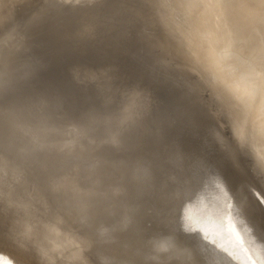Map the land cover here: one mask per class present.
Returning a JSON list of instances; mask_svg holds the SVG:
<instances>
[{
  "label": "bare ground",
  "instance_id": "6f19581e",
  "mask_svg": "<svg viewBox=\"0 0 264 264\" xmlns=\"http://www.w3.org/2000/svg\"><path fill=\"white\" fill-rule=\"evenodd\" d=\"M25 2H26V0H0V32H3V30L5 28L7 31L9 29V28L7 29V25H8V27H10V31H9L8 35L10 36L12 32L13 33L15 32L14 28L18 27L19 22H20L19 26H20L21 22L28 24L27 21L30 18L34 19L35 21L37 19V23H38V21L40 20V17L43 16V15L39 16L40 11L38 12V10L35 12H32L29 15L24 16L22 18H19L20 16H18V13L16 14V12L20 8H22L26 5ZM124 2H126V1L124 0ZM131 2H133V0ZM129 3H130V1H129ZM136 3H138V2H136ZM110 4H108L109 7H111ZM117 4H118V2H117ZM117 4H116V6L120 5V4H118V5ZM121 4H123V3H121ZM123 5H125V4H123ZM125 6L128 8L127 4ZM109 7H108V9H109ZM112 7H115V6H112ZM119 7H115V8H118V10L121 13L122 11L120 9L124 8V6L120 7V9H119ZM126 7H125V9H126ZM133 9H134V7H133ZM128 10L130 11V9H128ZM108 11L111 12L112 10H108ZM108 11H107V13H108ZM136 11H137V9H136ZM208 11L209 12L206 14H209L208 16H210V19H211L210 24H213V22H214L213 25H218V22H219V24L221 23V25H219L218 27H220L219 28L220 30L223 29V32H227V30L233 31V33L237 32V35H239V36L236 35L235 36L236 39H241L243 37H251V36L258 34L259 32H264V5L261 4V0H215L214 7L210 8V10L208 9ZM52 12H54V11H52ZM112 12L114 13V11H112ZM115 12H117V11H115ZM123 12H122V14L124 15ZM133 12H134V10H133ZM205 12H207V9L205 10ZM48 13L49 12H46V14H48ZM56 13H57L56 15L59 14V12H56ZM120 13H119V17L121 16ZM12 14H13V16H11ZM50 14L51 13H49V15ZM128 14L130 15L129 16L130 19H132L131 17L133 15L127 12V16H128ZM20 15H21V12H20ZM110 15L112 16V13ZM125 15H126V13H125ZM214 15H216L217 17L216 16L214 17ZM50 16H55V13H54V15L51 14ZM107 16H109V15L107 14ZM208 16H206L207 17L206 19H208L207 21H209ZM218 16H220V18ZM14 17H16L17 19L12 21V19ZM37 17L39 18V20ZM45 17H47V16H44V18ZM113 17L114 16H112V19H113ZM124 17H126V16H124ZM114 18H116V17H114ZM32 19H30L29 21H33ZM50 19H53V18H49V20L47 19V22L48 21L50 22ZM100 19H101V17H100ZM109 19H111V18H109ZM123 19H125V18H123ZM130 19H128V22H127L128 25L132 22L131 21L129 23ZM133 19L135 20V17ZM212 19H217V20L220 19L221 21H219V20L213 21ZM54 20H55V18H54ZM116 20H117V18H116ZM125 20H122V21H125ZM35 21H33L31 24H33ZM44 21H46V20H44ZM117 21H119V20H117ZM211 21H213V22H211ZM216 21H217V23H215ZM53 22L54 21H52V23ZM109 22H110V20H109ZM134 22L136 24L137 21L135 20ZM222 22H224L225 24L223 23L224 24L223 25ZM124 23H126V22H124ZM113 24L114 23H112V25ZM117 24H118V22H117ZM30 25L28 24L29 27L32 26L35 29V27L33 25H31V26ZM35 25H36V23H35ZM129 26H131V24ZM122 27H124V26H122ZM137 27H140V26L137 25ZM2 28H3V30H1ZM114 28H115V26H114ZM30 29H31L30 31H29V29L27 31L32 33V31L34 29L33 30H32V28H30ZM39 29H40V27H39ZM116 29H118V26ZM120 29H123V28H121V24H120ZM47 30H49V29H47ZM34 31L32 34H34ZM37 31L35 33H38ZM126 31H128V30H126ZM29 32H27V33H29ZM107 32H108V30H107ZM110 32H112V31H110ZM228 32H227V34L229 35L230 32L229 33ZM27 33H25V34H27ZM132 33H134V32H132ZM3 34H4V32H3ZM45 34H46V32H45ZM48 34L49 33H47V35ZM17 35L19 36L18 33H17ZM23 36H25L24 33L22 34V38H23ZM29 36L30 35L27 34L26 38ZM34 36H36V35H33V37ZM38 36H40V35H38ZM43 36L44 35H41L42 40L44 41ZM11 37H15V36L13 35ZM46 37L47 36H45L44 38H46ZM127 37H129V36H127ZM1 38H3V37L1 36ZM4 38H5V36H4ZM4 38L2 39L3 41H1V39H0V70L7 68L10 71L11 68L13 69V67L16 66V65L15 66L13 65L14 60L15 61L16 60L17 61L22 60V61H24L23 65H26L25 62H27V60H23L24 58L27 57L25 55L26 53L22 52L23 56H26V57H23V59H21V60L16 59L19 57L18 51L21 49L22 44H23L21 42V40H19L20 43H22L19 46L20 49L17 51V53H15L16 51L15 52L13 51V48L15 46L14 45L10 46L11 45L10 43L11 42L13 43V41L10 42L9 38L7 36L5 39ZM26 38H25V40H23V42L27 41ZM32 38H30V39H32ZM124 38H126V37H124ZM12 39L14 40V38H11V40ZM17 39L18 38H16L15 41ZM20 39H21V37H20ZM30 39H29V41L31 43L33 41V43H34V44H31V46L35 45L36 47L34 49L36 50L37 44L35 43V41L33 39H32V41ZM99 39H100V37H99ZM119 39H120L119 43H121V38H119ZM137 39H138V37H137ZM49 40L50 39H48V41ZM56 40H57V38H56ZM59 40H61V39H59ZM65 40H66V38H65ZM126 40H127V38H126ZM130 40H128L129 43H130ZM99 41L100 40H98V42ZM71 42H73V41H71ZM79 42L81 43L80 39H79ZM79 42L77 41V43H79ZM126 42H124V43H126ZM133 42H135V40ZM20 43H18L17 45H19ZM29 43L27 44V47H30V46H28ZM74 43H76V42H74ZM91 43H92V41H91ZM91 43H90V45H91ZM117 43H118V41H117ZM159 43L162 44L164 42L161 39H159ZM114 44H115V42H114ZM50 45H49V47H47L48 46V44H47L46 47L50 48L53 46V45L52 46H50ZM64 45H65V42H64ZM66 45H68V44H66ZM69 45L71 46V44H69ZM90 45L88 43V46H90ZM121 45H123V44H121ZM2 46H4V47H2ZM55 46L59 47L58 45H55ZM17 47H15V48H17ZM46 47L44 46L45 51H46V49H45ZM100 47H102V46H100ZM114 47H116V46H114ZM136 47H138V46H136ZM32 48H33V46H32ZM32 48H31V50H32ZM39 48H41V47H39ZM73 48H75V47H73ZM121 48H122V46H121ZM142 48H144V47H142ZM52 49H53V47H52ZM22 50H24V49H22ZM26 50H27V48H26ZM29 50L25 51V52H29V53H27V55L32 54V53H30ZM44 50H41V52ZM111 50L114 53L117 52L116 48H115L116 51H114L113 49H111ZM52 51L49 53L52 54ZM88 51H90V47H89ZM91 51H93V50L91 49ZM132 52H133V50H132ZM134 52L136 53V51H134ZM55 53H56V50H55ZM55 53L53 55H55ZM75 53H73V54H75ZM158 53H159V51H158ZM19 54H21V52ZM34 54L37 55L38 52L36 53V51H35ZM46 54H47V51H46ZM121 54L122 53H115V55L117 57L115 59V61H116L115 64L112 65V71L113 72L106 69V70H103L100 74H98L99 78L102 81H104V83L101 86L102 87L107 86L103 90L101 89L102 94L104 93L103 95L105 98L108 94V91H106L108 89V86L118 85L120 83H123V80L128 81V76L126 77L127 78L126 79L124 74H120L118 72V68L120 67V65L125 60L124 55L122 57ZM154 54L155 53L152 54L153 58L151 55L152 60L155 58L153 61L157 60L159 57V56L155 57ZM160 54H163V51ZM41 56H42V54H41ZM162 56H164V55H162ZM31 57H33V55H31ZM36 57H39V56H36ZM62 57H65V56H62ZM165 57L166 56H164L163 60H166ZM20 58H21V55H20ZM40 58L41 57H39V59ZM42 58H41V60L38 59L37 65H40L39 61H42ZM49 58H51L50 55H49ZM49 58L47 57V59H49ZM52 58H54V57H52ZM60 58H61V56H60ZM29 59H32V58H28V60ZM35 59L33 58V60H35ZM43 60H46V59H43ZM22 61H21V63H22ZM159 61H161V60H159ZM28 62H32V61L29 60ZM28 62H27V65H28ZM44 62H48V61H44ZM33 63H32V65H33ZM142 63H145V62H142ZM138 64H139V62H138ZM146 64H144V65H146L145 69L141 68L142 71L146 72V75H145L146 79H144V81H143L144 88L142 90H140V88L136 89L135 98L133 96L132 101L129 102V104H130L129 107L122 113L123 118H121L120 120H117L118 122H116V124L114 125L119 130V132L123 135L124 134L130 135V133L136 132L133 129V127L131 126V123H135L136 120L139 121L140 119H143L144 117H147L150 115V114L146 115L148 113V109L146 107L148 105V102L151 105L155 102V99L152 96L153 91H155L156 92L155 94L159 95V96H160V94L165 93L164 91H167L166 90L167 88L165 89V85L163 84V86H162V84L160 82H158V80L152 74V72L150 70L151 68L149 66V60L146 61ZM19 65L21 66L22 64H19ZM34 65H36V64L34 63ZM123 65L126 66L125 64H122V66ZM154 65L156 66L157 64H154V62H153L152 66H154ZM30 66H31V64H30ZM21 67L23 68L24 66H21ZM25 67H27V66H25ZM35 67H34V70L36 69ZM39 67H42V65L38 66V68ZM18 68H20V67L17 66V69ZM156 68L157 67H155V69ZM161 68H162V66H161ZM24 69H22L23 72H24ZM29 69L30 68L27 67V71H29ZM37 70H35V71H37ZM39 70H40V68H39ZM87 70L88 69H86V70L85 69H75L73 71V78L76 79V81H77L75 84L78 86V89L83 90L85 87L88 86L87 84L83 83L82 81L87 80L86 83L87 82L90 83L91 82L90 80H96L95 78H98V77H96L97 76L96 73H94L92 71H87ZM156 70L160 71V69H156ZM259 70H260V65L257 62V60L249 57L248 62L240 69V72H239L240 80L249 81V80L253 79V82L251 81L250 84L247 85V87L253 86L254 88H252V89H256V87H258V88L261 87L264 83V77L259 79V76H260ZM9 71H7V72L9 73ZM19 71L22 72L21 70H19ZM33 71H30V72L34 73ZM1 72H2V70H1ZM16 72L17 71H15V73ZM85 72H87V73H85ZM3 73H4V70H3ZM10 73H12V71ZM10 73H9V75H10ZM97 73H99V71H97ZM23 74H25V73H23ZM32 75H34V74H32ZM139 75H141V74H139ZM168 75L171 76V74H168ZM11 76L13 79V76L16 77V74H14V75L12 74ZM5 78H7V77H5ZM6 80H8V78ZM18 80H19V78H18ZM194 80H195V77H190V78L186 79L185 83H186V85L188 84L190 86V83ZM234 83H236V82H234ZM236 84L239 85V83H236ZM240 85H241V83H240ZM10 86H12V85H10ZM239 87H241V89L243 88L242 85ZM247 87L245 86L246 90H250V92H251V88L249 87L250 89L249 88L247 89ZM195 90H199V89H194V94H195ZM209 91H210V89H209ZM135 92H133V95ZM223 93H224V95L226 94V92H222V94ZM74 94L75 93H73V96H74ZM212 94H215V95H213L215 97V101L218 100L219 103L221 101L223 102V100L220 101V99L223 97L224 103H225V106L224 105L223 106L225 108L227 105V101H225L227 95L223 96L222 94L221 95L218 94V96L220 95V98H219L218 96H216V94H217L216 92L213 91V93L211 92V95ZM196 95H198V94H196ZM196 97H198V96H196ZM214 97L211 99L213 100ZM170 98L174 101L178 97L177 98L169 97L168 102H169ZM205 99L207 101L206 97H205ZM202 100H203V98H201V101ZM165 103H167L166 100L163 101V104H165ZM206 103H208V102H205V104ZM205 104H204V106H206ZM216 104H217V102H216ZM220 104H222V103H220ZM213 107L214 106H212L211 109H213ZM219 107H221V106H219ZM205 108L207 110V106ZM217 108H218V105H217ZM237 108H239V107H237ZM219 109H217V110H219ZM169 110H170V108H169ZM221 110L224 112L223 114H221V112H220ZM220 111L218 114H221L220 116L222 118L223 116H225V111L223 108H221ZM206 112H208V111H206ZM226 112H227V109H226ZM229 113H231L230 116H232V110ZM233 113H235V112H233ZM203 115L205 116V114H203ZM235 115H233V116H235ZM233 116H232V118H233ZM251 117H250V120H252ZM240 118L237 116V118H235V120L240 119ZM248 118H249V116H248ZM213 119H214V117H213ZM217 119H218V117L216 118V120ZM224 119L227 120L226 117L222 118L221 120H224ZM233 119H232V122H233V125L235 127V124H237V122H239V121L236 120L235 124H234ZM217 122H219V119L217 120ZM229 122H231V120ZM31 123L32 124H27L26 122L25 123L22 122L19 127H15V128H13L12 125L8 124L7 122L3 123L0 126L1 127L0 128V264H158L160 262L157 261V259L161 255L166 256V258L170 259V260L173 257V260H174L173 263H169V264H264V198H263L264 196H261L260 191H259L260 193L258 192V190H257L258 188H256L257 185L252 190L248 189L247 187H246L247 189L244 188V186H246V185H244V186H242V185L245 183H243L241 186H236L233 188L231 178L233 177L234 173H233L232 169H230V167L228 168L226 166L227 176H225L220 171V167L217 166V164L214 165L213 167H212V165L209 164V166H211L212 168L210 167L211 168L210 173H209V171H208L207 175L205 173L206 177H204V178H206V181H205L206 183H203L204 185L202 184L203 187H201V189H199V191L195 190L197 193L194 194L191 198H189L188 200H186L187 198H185L186 201L183 204V206L181 207V211L179 210L180 211V224H181V226L179 228L182 227L185 232H189V234H192L194 236V238H198L204 244L208 245L207 247L209 249L207 247L206 248L209 250V253H208V255L205 254L206 255V257H205L206 261L204 260V262H199V260H197V259L192 260L193 259V258L191 259L192 256H190L188 251H187V250H189L187 248V246L191 250V247L193 245V244L191 245L189 243V241H187V240L185 241V242L189 243L186 246V248H187V250H186V249H184L185 245H183L185 242L184 243L182 242V244L179 243L178 241H176V239H175L176 237H174V238L171 237L168 239L165 238L166 240L164 238L157 240L155 232L151 234V233H148L150 231H148V232L145 231L144 230V229H146L145 225H144L145 228L143 229L142 224H144V221L141 225H140V221H139V224H137L138 221H136V220L132 221V220H134L132 218H135L134 217L136 214L135 211H138L137 209H139V207H141V203L143 204L144 200L142 201L140 199L142 192H145V191L148 192V190H146V187L145 188L144 187L143 188L138 187L139 184L137 182V184H138V185L136 184L137 185V191L133 195L134 198H131V201L128 204L125 215H124V217H122V222H121L119 219L116 218L117 210H114L115 208L113 206L115 203L110 202V200L109 201L107 200L108 197H110L111 195H113L115 192L118 191L117 190L118 187L116 185H112V184L111 185L110 184H108V185L103 184V185L96 186V185H91L90 180H87V181L82 180V173L85 171V169H92L90 166V163H92L93 165L98 164L97 163L98 162L97 159L99 158L98 153L103 154V152H101V151H103L102 148H105V146H101V144L97 143L96 139H93L90 136L81 135L79 129L76 127L78 125L75 123L67 122L66 124H64L60 127H47V126H44V125L39 124V123H34V122H31ZM206 123H207V121H206ZM211 123H213L212 120H211ZM221 123L224 124L223 121ZM251 123H252V121H251ZM244 125H247L246 128L251 127L250 123H249V125L248 124H244ZM224 127H225V124H224ZM240 127L242 128V125ZM243 128H244V126H243ZM243 128L240 129V133L242 132L241 136H238V138H237L238 142H240V143H241V141L243 142V140H244V142L242 143V145L244 144V146H242L240 144L241 148H243L242 152L245 153L246 150L249 149V145H246V144H250V146H251V143H250L251 138H252V143L255 144V142H256L257 146L259 144V148H260L261 145H260V143H258V141H256V139L253 138V133L251 134V132L249 131L250 134L248 133V135H250V139L247 140L245 138V135L243 134V131H242ZM253 128H254V125H253ZM232 129H233V126H232L231 130ZM254 130H255V128H254ZM238 131L239 130H237V132H235L236 135H237V133H239ZM245 131H246V133L248 132V130H244V132ZM5 132H9V133H5ZM242 136H244V138H242ZM235 137H237V136H235ZM239 137H241L242 140ZM188 138H189V136H188ZM257 138H259V137L257 136ZM245 139L249 143L246 142ZM185 141H186V139H185ZM89 142L93 143V145L91 147H89V145H88ZM130 142H131L129 144L130 146L126 145V146H123L121 148L124 150L118 149V150H115L114 152L115 153H123L124 155H126L128 157H132L136 161H138L141 165H143L145 168H147L149 170L151 169L152 171H154V169H156L155 167H149L146 165L147 163L146 164L144 163V161H145L144 156H145V152L147 150H145V151L142 150L141 153L139 151L140 147L142 146V144L140 143V135H138V137H136V135H133V137H131ZM176 145L177 146H175V149L178 147V141H177ZM234 146H235V148H237L236 143L234 144ZM240 146L238 149H240ZM255 146H251L252 147L251 150L253 149V152H255L254 153L255 155L252 153L251 150H250V152L252 153V155H254V157L256 155L259 156L258 160L260 161V164H261L262 163L261 161L264 162V158L262 157L264 155V152H263L264 150L260 152L259 151L260 149L255 147ZM263 146H264V143H263ZM262 148H264V147H261V150H262ZM256 149H258V150H256ZM96 150L98 152H96ZM248 151H247V153H249ZM256 151L259 154H256ZM262 152H263V155H262ZM178 153L185 154L184 152H181V151ZM178 153H177V156H178ZM260 154H261V156H260ZM252 155L250 157V161H252V163H255V164L258 162V164H259V161L256 158H254V159H256V162H254L255 160L254 161L251 160V158L253 157ZM249 156L247 155L246 158L249 159L248 158ZM258 156H256V157H258ZM179 158L180 157H178V159ZM239 159L240 158H238V159L236 158L235 161H236V164L239 165L241 170H245V168L248 169V167L245 165L247 164V161H249V160L245 159L246 164L244 165L245 168H243L242 164H244L245 161H244V163H239L238 162ZM146 160H148V159H146ZM182 161H184V160H182ZM239 161H243V159L241 158ZM158 163L159 164L157 165V167H160L162 162L159 161ZM215 163H217V162H215ZM248 164H250V162H248ZM254 165H252V167ZM259 165H257V164L255 165L256 166L255 167L256 173H257V166H259ZM263 165H264V163H263ZM261 166H262V164L259 167H261ZM204 167H206V165ZM223 167H224V165H223ZM262 167H264V166H262ZM251 169L254 170V168L250 167L249 171ZM259 170H260V168H258V171ZM145 171H146V169H145ZM145 171H143L141 169V167L134 162H133V164L132 163L129 164L128 174L130 173V174L134 175L133 178H137L138 176H140L142 174L144 175ZM171 171H172V169H171ZM175 171H177V170H175ZM249 171H248V173H249ZM260 171H264V170L261 169ZM172 172H174V171H172ZM194 172H195V170H194ZM188 173H190V172H188ZM192 173H193V171H192ZM202 173H203V171H202ZM261 173H262V175H264L263 174L264 172H261ZM156 174L158 175V173H156ZM175 174H177V172ZM175 174L171 173V175H175ZM196 174L198 175L200 173H196ZM147 175L145 173V176H147ZM149 175H150V173H149ZM162 175H164V177L167 176L165 174H162ZM252 175H251V177H253ZM145 176H143V179H145L144 178ZM158 176H159V178L161 177L160 174ZM176 177H175V179H176ZM141 178H139V179H141ZM154 178H155V180L159 179V178L156 179L157 177H154ZM177 178H179V177H177ZM192 178H193V176H192ZM147 179H149V178H147ZM165 179L170 180L171 177H169V178L166 177ZM179 179L181 182V178H179ZM220 179L223 180L224 184L226 185V188H222V187L218 186ZM155 180L153 179V182ZM262 180H264V179L262 178ZM140 181L143 182L142 180H140ZM149 181H148V183H149ZM173 181H175V180H173ZM252 181L254 182L255 180H252ZM150 182H152V181H150ZM158 182H159V180H158ZM200 182H201V180H199V183ZM143 183H145V181ZM143 183H141V184H143ZM146 183H147V181H146ZM155 183L157 184V181ZM174 183H175L174 187H176V185H178L179 182L177 183L175 181ZM174 183L171 182V184H174ZM182 183H184V181ZM190 183L192 184L191 181H190ZM179 184H181V183H179ZM165 185H166V182H165ZM183 185H185V184H183ZM258 185H259V183H258ZM145 186H147L149 188V185H145ZM152 186H154V185H152ZM158 186H160L159 183H158ZM161 186L163 188V184H161ZM161 186L158 189H161ZM179 186H181V185H179ZM248 186H249V184H248ZM171 187H173V186H171ZM138 188H139V190H138ZM151 189L153 190L152 192H154L155 188L152 187V188H150V190ZM171 189L173 190L175 188H171ZM260 189L261 188H259V190ZM169 190H170V187L168 188V191ZM176 190H178V189H176ZM163 191H165V190L163 189L162 192ZM182 191L183 190L181 189V192ZM155 192L159 193L158 190H156ZM166 192H167V190H166ZM181 192L179 189V192H177V193L180 194ZM148 193H146V194H148ZM168 193L164 194V192H163L164 195H167ZM170 193H176V192L170 191ZM150 194L152 195L153 193H150ZM179 194H177V195L182 196ZM148 195H146V198H145V195L143 193V197L141 196V198H145V200H146ZM151 195H149V197ZM173 195L174 194H172L171 196H173ZM152 196H155V195L153 194ZM138 197H139V199H138ZM158 197H160V195ZM172 198L175 199L174 197H172ZM154 199L156 200L157 198H153V200ZM168 199H170V198H168ZM179 199H181V198H179ZM179 199H178V201H179ZM147 200L149 201V199H147ZM157 200H159V199H157ZM151 201H149V202H151ZM149 202H147V203H149ZM152 203L153 202H151V204ZM156 203H154V204H156ZM174 203H175V201H174ZM159 205H161V204H159ZM170 205H171V203H170ZM145 206H143V208ZM153 206H154L153 207V209H154L155 205H153ZM168 206H169V203H168ZM176 206H179V204ZM156 208H155V210H156ZM163 208H164V205L162 206L161 209H163ZM140 209H142V208H140ZM151 209H152V207H151ZM161 209L159 211H162ZM172 209H174V208H172ZM145 210H146V207H145ZM145 210H143V212ZM175 210H177V208ZM139 211H142V210H139ZM165 211L167 212V209ZM172 211L174 212V210H172ZM152 212H151V217H152V214L159 213V212H157V213H152ZM146 215L149 216L150 214H146ZM157 216H160V215H157ZM142 217H145V215L144 216L142 215ZM142 217L140 219H142ZM152 218L154 219V215ZM158 218H159L158 220H156V218H155V220H156L155 222H159V220L164 219V216H163V218L162 217H158ZM129 219H132L131 220L132 222ZM138 219H139V217H138ZM149 219L150 218H148V220ZM168 219L169 218L167 217V219H165V220H168ZM127 220L129 222H131L130 224L132 226L130 225V227H129V225H127L128 228H124L125 223L129 224V222H127ZM146 221H145V223H146ZM152 221H154V220H152ZM152 221H151V223H152ZM149 223H150V221H149ZM164 223L166 224L167 222L165 221ZM148 224H146L147 227H148ZM171 224H173V223H171ZM176 224L180 225V224H178V222ZM139 225L142 227L143 233L141 232L142 229H140L141 227H139ZM167 225H168V223H167ZM153 226H154V224H153ZM156 226H157V224H156ZM159 227H160V225H159ZM164 228L161 227V229H163L162 231H164ZM124 229H126V230H124ZM148 229L151 230L149 227H148ZM156 229H157L156 230V233H157L159 228L157 227ZM144 231L147 232L148 234H145ZM173 231L175 232V229ZM168 232L170 233L169 230H168ZM177 232H176V234L179 233V232L178 233ZM163 233L164 232H162V234L159 233V235L157 233V237L161 238L160 235H162V237H165L166 235L168 236V234L163 236ZM185 234L186 233H184V235ZM182 237H181V239H182ZM190 237H192V236L190 235ZM184 238H185V236H184ZM183 240H181V241H183ZM192 241H190V242L192 243ZM198 242H200V241H198ZM201 245L205 247V245H203V244H201ZM201 245H199V246H201ZM193 246H195V245H193ZM199 248H197V249H199ZM194 250L197 252L199 251L196 249H194ZM200 252H201V250H200ZM200 252H198V253H200ZM198 255L204 256V254H198ZM160 261H162V260H160Z\"/></svg>",
  "mask_w": 264,
  "mask_h": 264
},
{
  "label": "rangeland",
  "instance_id": "374dc122",
  "mask_svg": "<svg viewBox=\"0 0 264 264\" xmlns=\"http://www.w3.org/2000/svg\"><path fill=\"white\" fill-rule=\"evenodd\" d=\"M123 1V2H122ZM126 2H124V0H26V5L24 6V7H22V8H20L17 12H16V14L18 13V16H20L19 18H22V17H24V16H27V15H29L30 13H32V12H35V11H37L38 10V12L40 11V14H39V16H41V15H43V16H41L40 17V20H39V16L37 17L38 18V23H37V19H36V21L34 20V19H32V18H30V19H32L33 21H35L33 24H31L33 21H27L28 22V24L30 25H33L34 27H35V29L31 26V27H29L28 26V24L27 23H24V22H21V24H20V26H19V23H18V27H15L13 30L15 31L14 33L12 32L11 33V35L9 36L8 35V33H9V31H10V27H8V25H7V31H6V28L3 30V28L1 29V30H3V32H4V34H3V32H0V35L4 38V36H5V38H6V36L9 38V41L11 42V41H13V43L11 42L10 44V46H15V47H17V48H13V51L15 52V53H17V51L20 49V45L22 44V47H21V49L18 51V58H16V59H23V57H26V58H24L23 60H27V62L29 61V60H31L32 62H28V65H27V62H25V64L26 65H23L24 63V61H22V63H21V61H13V65L16 67H13V69L11 68V70L9 71L7 68H5V69H1L2 70V72H3V70H4V77H7L8 78V82H9V86L8 87H10V85H12V87L13 86H15L16 85V83H18L20 80H22L23 78H25V77H29V76H32V74H35L36 72H38L39 71V68H41V67H39L38 68V66H43L44 64H46L47 62H44V61H49V59L50 60H52V59H56L57 57L58 58H60V56L62 57V56H66L65 58H67L68 56L69 57H72V56H74L75 54H73V53H75V52H78V51H81V50H83L84 48L85 49H88L89 47H93V48H98V47H100V46H102V47H105V48H107V49H113L114 51H118V52H115V53H122L121 54V56L123 57V55H124V57L125 58H129L130 59V61L131 62H133V63H135V64H137L139 67H141V68H146V61L147 60H149V66H150V70H151V72H152V74L154 75V77L158 80V82H160L161 84H162V86H163V84L165 85V89L167 90V91H164L165 93H163L162 95H163V101H165L166 100V104H167V109H169L170 108V110H168L169 111V114H170V116H171V120H173V122H172V126H173V130H176L177 132H178V138L180 139V140H185L186 139V141L184 142V143H186L189 147H187V148H180L179 146L175 149V144H172V145H166L163 149H160V150H157V152L155 151L154 153H151V152H145V161H144V163L147 165V166H149V167H155L156 169H154V171H152L151 169L149 170V169H147V168H145L143 165V167L144 168H142V170L143 171H145V169H146V171L144 172V175L142 174V175H140V176H138L137 178H135V182H136V184H137V182H138V184H139V186L138 187H141V188H145L146 187V190H148V192H142V194H141V196L143 197V193H144V195H145V198H146V195H151L150 193H153L155 196H150L149 197V195H148V197H147V199H149V201H151V202H153L152 204H151V202H149L147 199V201L145 200V198H141V196H140V199L143 201V204L141 203V207H139V209H137L138 211H135V218H132V219H134V220H132V219H129L130 221L132 220V221H138V223L137 224H139V221H140V225L143 223V221H144V224H142V226H143V229L145 228L144 227V225L146 226V229H144L145 231H150V232H148V233H154L155 232V235H156V239L158 240V239H162V238H166V239H168V238H174V237H176L175 239H176V241H178L179 243H181L182 244V242L184 243L186 240L187 241H189V243L192 245H195V246H193L192 245V247H191V250H190V248L187 246V244H189V243H187V242H185L183 245H185V247H184V249H186L187 250V248L189 249V250H187L188 251V253H189V255L190 256H192L191 257V259L192 260H195V259H197V260H199V262H204V260L206 261V255L205 254H207L208 255V253H209V248L207 247L208 245H206V244H204L201 240H199L198 238H194V236L192 235V234H189V232H185L184 231V229L181 227V228H179L180 226H181V224H180V211H181V207L183 206V204L185 203V201L186 200H188L189 198H191L194 194H196L197 192L196 191H199V189H201V187H203V183H206L205 181H206V178H204V177H206V175H207V173H208V171H209V173H210V171H211V168L214 166V165H216L217 164V166H219L220 167V171L225 175V176H227V171H226V166L229 168L230 167V169H232V171H233V173H234V175H233V177L231 178V182H232V185H233V188L234 187H236V186H241L243 183H245V184H243L242 186H244V185H246V186H244V188H248V189H253L256 185L258 186H256V188H258L257 190H258V192L260 191L261 192V196H264V180H262V178L264 179V175H262V173L261 172H264V171H260L261 169L262 170H264L263 168L264 167H262V166H264L263 165V161H261L262 163V168L261 167H259L261 164H260V161L258 160V158H259V156L258 155H256V156H258V157H254V153L255 152H253V149L251 150V146H255V147H257V148H259V144H258V146H257V144H256V142H255V144H253L252 143V138H251V141H250V143H251V146H250V144H246V145H249V151L248 150H246V152L244 153V152H242L243 150V148H241V146H240V144L242 145V143L244 142V140H243V142L241 141V143L240 142H238V140H237V138H238V136H241V133H240V129H242L243 128V126H244V128H243V134L245 135V138L248 140V139H250V135H248V133L250 134V132H251V134L253 133V138L254 139H256V141H258V143H260V145H261V147H264L263 146V143H264V83H263V85L261 86V87H256V89H252V88H254L253 86H248L247 87V85H249L250 84V82L252 81L253 82V79L252 80H249V81H242V80H240V77H239V75L234 79V80H232V81H230L229 82V84H228V86H227V88H226V90L224 91V92H226V94L224 95V93L222 94V93H217L216 94V96H218V94H222L223 96H226V100L225 101H227V105H226V109H227V112H226V109L224 108V106H225V103H224V99H223V97L220 99V101L221 100H223V102L221 101L220 103H222V104H220L219 103V101L217 100V101H215V97L213 96V95H215V94H212L211 95V92L213 93V91L214 90H212V89H210V91H209V89L208 90H201V89H199V90H195V94H194V89L193 88H191L188 84L186 85V79L187 78H190V77H188V76H185V77H182L181 75H179V73H177V72H175V71H173L172 69H170V68H168L165 64H164V60H163V58H164V56H166L165 57V59H168V57H167V55H166V53L165 52H163V54H160V53H162V50H161V48H160V43H159V39H161L163 42H165L166 41V36H165V30H164V28H163V26H162V22L155 16V14H154V10L152 9V6L147 2V0H133V2H131L132 0H125ZM129 1H130V3H129ZM138 2V3H136V2ZM114 2V3H113ZM117 2H118V4H120V5H118L117 4ZM111 3V4H110ZM121 3H123V4H127L128 5V8L125 6V5H123V4H121ZM108 4H110L111 5V7H109L108 6ZM114 4V5H113ZM116 4L118 5V6H116ZM136 4V5H135ZM124 6V8H121L120 9V7H123ZM138 5V6H137ZM140 5V6H139ZM112 6H115V7H119V9L124 13V15L122 14V12L120 13V11L118 10V8H115V7H112ZM137 8H136V7ZM108 7H109V9H108ZM125 7H126V9H125ZM133 7H134V9H133ZM113 8V9H112ZM137 9V11H136V9ZM112 10V11H114V13L111 11H108V10ZM117 9V10H116ZM123 9V10H122ZM128 9H130V11L128 10ZM132 9V10H131ZM133 10H134V12H133ZM210 10V9H209ZM43 13H42V12ZM51 11V12H50ZM52 11H54V12H52ZM59 12V14L58 15H56L57 13L56 12ZM63 11V12H62ZM107 11H108V13H107ZM115 11H117V12H115ZM126 11V12H125ZM132 11V12H131ZM151 11V12H150ZM20 12H21V15H20ZM46 12H49V13H51L52 15H54V13H55V16H50L49 15V13L48 14H46ZM62 12V13H61ZM127 12L128 13H130V14H132L133 16L131 17L132 19H130V15L128 14V16H127ZM209 11H208V9H207V12L206 13H208ZM112 13V16H114V17H116L117 18V20H119V21H117L116 20V18H114L113 17V19H112V16L110 15V14ZM119 13H120V17H119ZM125 13H126V15H125ZM135 13V14H134ZM14 14V13H13ZM13 14L11 15V16H13ZM61 14V15H60ZM64 14V15H63ZM66 14V15H65ZM102 14V15H101ZM106 14V15H105ZM107 14L109 15V16H107ZM114 14V15H113ZM118 14V15H117ZM60 15V16H59ZM117 15V16H116ZM209 14H206V16H208ZM15 16V15H14ZM44 16H47V17H45L44 18ZM58 16V17H57ZM82 16V17H81ZM107 16V17H106ZM124 16H126V17H124ZM216 15H214V17H215ZM100 17H101V19H100ZM111 18V19H109V18ZM122 17V18H121ZM135 17V20L137 21L136 22V24H135V20L133 19ZM209 17V24H210V16H208ZM212 17V16H211ZM213 17V18H214ZM217 17V16H216ZM219 18H220V16H218ZM11 18V17H10ZM15 18V19H14ZM13 19H12V21L13 20H16L17 18L16 17H14ZM44 18V19H43ZM49 18H53V19H50V22L48 21L47 22V19L49 20ZM54 18H55V20H54ZM119 18V19H118ZM123 18H127L126 20L125 19H123ZM207 18V17H206ZM42 19V20H41ZM58 19V20H57ZM128 19H130V21H129V23L131 24V26H129L128 24H127V22H128ZM11 20V19H10ZM44 20H46V21H44ZM109 20H110V22H109ZM114 20V21H113ZM122 20H125V21H122ZM208 20V19H207ZM213 21L214 20H217V19H212ZM219 21H221L220 19H218ZM217 20V21H218ZM52 21H54L53 23H52ZM118 22V24H117V22ZM141 21V22H140ZM213 21H211V22H213ZM217 21L215 22V23H217ZM114 23L113 25H112V23ZM121 22V23H120ZM124 22H126V23H124ZM35 23H36V25H35ZM224 22H222V24H223ZM117 24V25H116ZM120 24H121V28H123V29H120ZM127 24V25H126ZM133 24V25H132ZM213 24H214V22H213ZM213 24H210V25H213ZM225 24V23H224ZM223 24V25H224ZM40 25V26H39ZM137 25L138 26H140V27H137ZM219 25H221V23L219 24V22H218V25H215V26H219ZM22 26V27H21ZM83 26V27H82ZM111 26V27H110ZM114 26H115V28H114ZM117 26H118V29H116L117 28ZM122 26H124V27H122ZM126 26V27H125ZM27 27V28H26ZM39 27H40V29H39ZM49 27V28H48ZM222 27V26H221ZM19 28V29H18ZM30 28H32V30L34 31V34H32L33 33V31H32V33L31 32H29L31 29ZM104 28V29H103ZM108 30V32H107V30ZM125 28V29H124ZM127 28V29H126ZM129 28V29H128ZM133 30H132V29ZM218 28H220V27H218ZM29 29V31H27ZM47 29H49V30H47ZM91 29V30H90ZM143 29V30H142ZM12 30V31H13ZM38 30V31H37ZM86 32H85V31ZM114 30V31H113ZM126 30H128V31H126ZM136 30V31H135ZM222 31H223V29H221ZM38 32V33H35V32ZM41 31V32H40ZM49 31V32H48ZM78 31V32H77ZM110 31H112V32H110ZM116 31V32H115ZM121 31V32H120ZM230 33H229V32ZM6 32V33H5ZM27 32H29V33H27ZM40 32V33H39ZM45 32H46V34H45ZM114 32V33H113ZM126 34H125V33ZM128 32V33H127ZM132 32H134V33H132ZM227 32L229 33V36L231 37V38H233V39H236L235 38V36L237 35V32L236 33H233V31H230V30H227ZM227 32H225V33H227ZM16 33V34H15ZM17 33L19 34V36L21 37V39H20V37L17 35ZM24 33V35L25 36H23V38H22V34ZM25 33H27L28 35H30L29 37H27L26 38V36H27V34H25ZM42 33V34H41ZM47 33H49L48 35H47ZM80 33V34H79ZM92 33V34H91ZM119 33V34H118ZM131 33V34H130ZM74 34V35H73ZM95 34V35H94ZM100 34V35H99ZM110 34V35H109ZM128 34V35H127ZM4 35V36H3ZM15 36L16 38H18L16 41H15V37H11V36ZM33 35H36V36H34L33 37ZM38 35H40V36H38ZM41 35H44L43 36V39H44V41L42 40V37H41ZM1 36H0V39H1V41H3L2 39L3 38H1ZM45 36H47L46 38H44ZM50 38H49V37ZM67 36V37H66ZM84 38H83V37ZM88 38H86V37ZM96 36V37H95ZM113 36V37H112ZM127 36H129V37H127ZM234 36V37H233ZM237 36H239V35H237ZM14 38V40L12 39L11 40V38ZM33 37V38H32ZM98 37V38H97ZM99 37H100V39H99ZM102 37V38H101ZM123 37V38H122ZM124 37H126L127 38V40H126V38H124ZM137 37H138V39H137ZM4 38V39H5ZM25 38H26V40L28 41H24L23 42V40H25ZM30 38H32L34 41H35V43L37 44V48H36V50L34 49L36 46L35 45H32L33 46V48H32V46H31V44H34L33 43V41H32V39H30ZM38 38V39H37ZM55 40H54V39ZM56 38H57V40H56ZM65 38H66V40H65ZM75 38V39H74ZM111 38V39H110ZM119 38H121V43H119L120 42V39ZM29 39L32 41V43L29 41ZM36 39V40H35ZM41 39V40H40ZM48 39H50L49 41H48ZM53 41H52V40ZM59 39H61V40H59ZM65 41H64V40ZM79 39H80V41H81V43L79 42ZM83 39V40H82ZM95 39V40H94ZM107 39V40H106ZM118 39V40H117ZM124 39V40H123ZM132 41H131V40ZM8 40V39H7ZM19 40H21V42L22 43H20V41ZM39 40V41H38ZM60 42H59V41ZM76 40V41H75ZM98 40H100L99 42H98ZM104 40V41H103ZM118 41V43H117V41ZM128 40H130V43L133 45H131L130 43H129V41ZM135 40V42H133ZM138 40V41H137ZM140 40V41H139ZM150 40V41H149ZM15 41V42H14ZM42 41V42H41ZM48 41V42H47ZM51 41V42H50ZM57 41V42H56ZM71 41H73V42H71ZM77 41L80 43H77ZM91 41H92V43H91ZM96 41V42H95ZM112 41V42H111ZM127 41V42H126ZM152 41V42H151ZM30 42V43H29ZM40 44H39V43ZM48 44V46H47V44ZM64 42H65V45H64ZM74 42H76V43H74ZM114 42H115V44H114ZM124 42H126V43H124ZM141 42V43H140ZM9 43V42H8ZM18 43H20L19 45H17ZM29 43V45L28 46H30V47H27V44ZM44 43V44H43ZM52 43V44H51ZM56 43V44H55ZM62 43V44H61ZM88 43H89V45H90V43H91V45L90 46H88ZM106 43V44H105ZM114 45H113V44ZM117 43V44H116ZM129 43V44H128ZM140 43V44H139ZM26 46H25V45ZM51 44V45H50ZM58 45L59 47H57V46H55V45ZM66 44H68V45H66ZM69 44H71V46L69 45ZM76 44V45H75ZM102 44V45H101ZM121 44H125L124 46L123 45H121ZM127 44V45H126ZM144 44V45H143ZM157 44V45H156ZM39 45V46H38ZM46 47H49V45L50 46H52L53 47V49H52V47H50V48H45L46 49V51H47V54H46V51L44 50V46ZM110 45V46H109ZM129 45V46H128ZM55 46V47H54ZM83 46V47H82ZM114 46H116V47H114ZM121 46H122V48H121ZM132 46V47H131ZM136 46H138V47H136ZM148 48H147V47ZM2 47H4V46H2ZM39 47H41V48H39ZM61 47V48H60ZM65 47V48H64ZM70 47V48H69ZM73 47H75V48H73ZM80 47V48H79ZM102 47H100V48H102ZM134 47V48H133ZM142 47H144V48H142ZM26 48H27V50H26ZM30 50H29V49ZM31 48H32V50H31ZM58 48V49H57ZM115 48H116V50H115ZM140 48V49H139ZM22 49H24V50H22ZM79 49V50H78ZM22 50V51H21ZM30 51V53H32V54H28L27 55V53H29V52H25V51ZM39 50V51H38ZM41 50H44V51H42L41 52ZM50 50V51H49ZM53 50V51H52ZM55 50H56V53H55ZM78 50V51H77ZM93 51L95 50V49H92ZM132 50H133V52H132ZM156 52H155V51ZM32 51V52H31ZM35 51H36V53L38 52V54L36 55V54H34L35 53ZM52 51V54L51 53H49V52H51ZM59 51V52H58ZM74 51V52H73ZM88 51V50H87ZM93 51H91V48H90V51H88V53H93ZM134 51H136V53L134 52ZM152 51V52H151ZM158 51H159V53H158ZM228 51L230 52L231 51V49H228ZM21 52V54H19ZM22 52L23 53H26L25 55L26 56H23V54H22ZM55 53V55H53L54 53ZM67 54H66V53ZM45 53V54H44ZM65 53V54H64ZM153 53H155L154 55H155V57H158V59L159 60H161V61H159L158 59L157 60H155V61H153L152 59H151V55ZM41 54H42V56H41ZM50 55V57L51 58H49V55ZM61 54V55H60ZM146 54V55H145ZM151 54V55H150ZM20 55H21V58H20ZM31 55H33V57H31ZM35 55V56H34ZM45 55V56H44ZM48 55V56H47ZM52 55V56H51ZM60 55V56H59ZM120 55V54H119ZM162 55H164V56H162ZM36 56H39V57H43L42 58V61H39V64L40 65H37V62H38V59H39V57H36ZM143 56V57H142ZM161 56V57H160ZM47 57L49 58V59H47ZM52 57H54V58H52ZM56 57V58H55ZM68 57V58H69ZM28 58H32V59H29L28 60ZM33 58L36 60H33ZM41 58L39 59V60H41ZM152 58H153V55H152ZM43 59H46V60H43ZM128 59V60H129ZM138 60V61H137ZM144 60V61H143ZM160 63H159V62ZM19 62V63H18ZM36 64V65H34V63ZM41 62V63H40ZM138 62H139V64H138ZM142 62H145V63H142ZM153 62H154V64H157L156 66L154 65V66H152L153 65ZM32 63H33V65H32ZM142 63V64H141ZM163 63V64H162ZM18 64V65H17ZM19 64H22L21 66H24L23 68L19 65ZM30 64H31V66H30ZM144 64H146V65H144ZM159 64V65H158ZM142 65V66H141ZM17 66L18 67H20V68H18L17 69ZM25 66H27L28 68H30L29 69V71H27V67H25ZM36 66V67H35ZM160 66V67H159ZM161 66H162V68H161ZM34 67L36 68L35 70H37V71H35L34 70ZM155 67H157L156 69H160V71H157L156 69H155ZM15 68V69H14ZM25 68V69H24ZM168 68V69H167ZM7 69V70H6ZM22 69H24V72L22 71ZM34 71H33V70ZM1 70H0V72H1ZM19 70H21L23 73H25V74H23L22 72H20ZM164 70V71H163ZM7 71H9V73L12 71V73H10V75H9V73L7 72ZM14 71V72H13ZM15 71H17L16 73H15ZM30 71H33L34 73H32V72H30ZM7 72V73H6ZM145 72V71H144ZM160 72V73H159ZM18 73V74H17ZM23 75H22V74ZM31 73V74H30ZM146 73V72H145ZM174 73V74H173ZM14 75V74H16V77L15 76H13V79L16 81H14L13 79H12V76L11 75ZM29 74V75H28ZM168 74H171V76L170 75H168ZM8 75V76H7ZM21 75V76H20ZM168 75V76H167ZM11 76V77H10ZM261 76V75H260ZM259 76V79L260 78H263L262 76L260 77ZM23 77V78H22ZM178 77V78H177ZM182 77V78H181ZM7 78H5V79H7ZM18 78H19V80H18ZM177 78V79H176ZM184 78V79H183ZM238 78V79H237ZM12 79V80H11ZM179 79V80H178ZM11 82H10V81ZM177 80V81H176ZM255 80V79H254ZM13 81V82H12ZM168 81V82H167ZM15 82V83H14ZM178 82V83H177ZM191 82V81H190ZM234 82H236V83H239V85L238 84H236V83H234ZM245 82V83H244ZM14 83V84H13ZM240 83H241V85H242V89H241V87H239V86H241L240 85ZM245 86L247 87V89L250 87L251 88V92H250V90H246V88H245ZM245 88V89H244ZM249 88V89H250ZM8 90H10V89H8ZM7 90V91H8ZM253 90V91H252ZM255 90V91H254ZM198 92V93H197ZM215 92V91H214ZM253 92V93H252ZM206 93V94H205ZM196 94H198V95H196ZM201 95V96H200ZM206 95V96H205ZM220 95L218 96L219 98H220ZM196 96H198V97H196ZM169 97H172V98H177L176 100H172L171 98L169 99V102H168V98ZM203 98V100L201 101V98ZM205 97L207 98V101H206V99H205ZM214 97V99L212 100L211 98H213ZM183 98V99H182ZM181 99V100H180ZM200 99V100H199ZM211 99V100H210ZM229 101H228V100ZM201 101V102H200ZM262 101V102H261ZM205 102H208V103H206L205 104ZM216 102H217V104H216ZM230 102V103H229ZM170 103V104H169ZM211 103V104H210ZM213 103V104H212ZM224 103V104H223ZM177 104V105H176ZM204 104L207 106V110H206V106H204ZM220 104V105H219ZM230 104V105H229ZM217 105H218V108H217ZM224 105V106H223ZM232 105V106H231ZM170 106V107H169ZM211 106V107H210ZM212 106H214L213 107V109H211L212 108ZM219 106H221V107H219ZM174 107V108H173ZM229 107V108H228ZM237 107H239V108H237ZM204 108V109H203ZM221 108H223L224 109V111H225V116H223L222 118H224V117H226L227 118V120H221L222 118H221V114H223L224 112L221 110L220 111V109ZM233 108V109H232ZM217 109H219V110H217ZM241 109V110H240ZM174 110V111H173ZM215 110V111H214ZM231 110H232V116L233 115H235V116H233V118H232V116H230V114L231 113H229V112H231ZM235 110V111H234ZM237 110V111H236ZM206 111H208V112H206ZM213 111V112H212ZM219 111L221 112V114H218L219 113ZM233 112H235V113H233ZM237 112V113H236ZM239 113V114H238ZM203 114H205V116L203 115ZM238 114V115H237ZM241 114V115H240ZM215 115V116H214ZM240 115V116H239ZM211 116V117H210ZM237 116L240 118V119H236V120H238L239 122H237V124H235V118H237ZM248 116H249V118H248ZM252 116V117H251ZM213 117H214V119L216 120V118L218 117V119H219V122H217V120L215 121L214 119H213ZM247 117V118H246ZM250 117L252 118V120H250ZM234 120V124H235V127H234V125H233V122H232V119ZM243 118V119H242ZM213 121V123H211V120ZM242 119V120H241ZM231 120V122H229ZM206 121H207V123H206ZM224 122V124H225V127H224V124H222L221 122ZM226 121V122H225ZM228 121V122H227ZM251 121H252V123H251ZM246 122V123H245ZM209 123V124H208ZM211 123V124H210ZM228 125H227V124ZM241 123V124H240ZM248 124L249 125V123L251 124V127H247L246 128V126L247 125H244V124ZM208 124V125H207ZM221 124V125H220ZM240 124V125H239ZM127 125V124H126ZM125 125V126H126ZM233 126V129L231 130V128H232V126ZM242 125V128L240 127ZM253 125H254V128H255V130H254V128H253ZM181 127V128H180ZM224 127V128H223ZM229 127V128H228ZM246 128V129H245ZM230 129V130H229ZM235 129V130H234ZM239 130L238 132L239 133H237V135L235 134V132H237V130ZM179 130V131H178ZM244 130H248V132L246 133V131L244 132ZM253 132H252V131ZM250 131V132H249ZM234 132V133H233ZM173 133H174V131H173ZM183 133V134H182ZM235 134V135H234ZM240 134V135H239ZM248 136H247V135ZM174 135H175V133H174ZM189 136V138H188V136ZM187 136V137H186ZM235 136H237V137H235ZM252 136V135H251ZM257 136L259 137V138H257ZM232 137V138H231ZM240 139H241V137H239ZM242 138H244V136H242ZM245 139V140H246ZM260 139V140H259ZM242 140V139H241ZM246 140V142H248ZM240 141V140H239ZM212 142V143H211ZM238 142V143H237ZM236 143V145H237V148H235V146H234V144ZM249 143V142H248ZM234 146V147H233ZM239 146H240V149H238L239 148ZM242 146H244V144L242 145ZM248 147V146H247ZM261 147L259 148L260 150V152L261 151H263L264 150V148H262V150H261ZM166 149V150H165ZM250 150L252 151V153L254 154V155H252V153L250 152ZM256 150H258V149H256ZM184 152L185 154H183V155H178L177 156V153L178 152ZM247 151L249 152V153H247ZM255 151V150H254ZM258 151V152H259ZM264 152V151H263ZM263 152H262V155H263ZM247 153V154H246ZM256 154H259V153H257V151H256ZM249 156L248 158L249 159H247L246 158V156ZM251 155L253 156L252 158H251V160H255L254 162H256V159L259 161V164H258V162L256 163L257 165H259V166H257V173H256V164L255 163H252V161H250V157H251ZM173 156L174 157H176V158H173ZM260 156H261V154H260ZM178 157H180L179 159H178ZM185 157V158H184ZM263 158H264V155L262 156ZM236 158L238 159V158H242L243 159V161H239L238 160V162L239 163H244V161H245V159L246 160H249V161H247V164H248V162H250V164H246V161H245V163L244 164H242V166H243V168H245L244 167V165L245 166H247L248 167V169L247 168H245V170H241V168L239 167V165L238 164H236ZM254 158H256V159H254ZM146 159H148V160H146ZM153 160V161H152ZM164 160V161H163ZM180 160V161H179ZM182 160H184V161H182ZM262 160V159H261ZM159 161H161L162 162V164L160 165V167H157V165L159 164L158 162ZM182 162V163H181ZM208 162V163H207ZM212 162V163H211ZM214 162V163H213ZM215 162H217V163H215ZM252 163V164H251ZM202 164V165H201ZM209 164L210 165H212V167L211 166H209ZM255 164V165H254ZM166 165V166H165ZM201 165V166H200ZM206 165V167H204ZM223 165H224V167H223ZM241 165V164H240ZM252 165H254L253 167H252ZM174 167V168H173ZM211 167V168H210ZM250 167L251 168H254V170L253 169H251L250 171H249V169H250ZM176 168V169H175ZM205 168V169H204ZM258 168H260V170L258 171ZM171 169H172V171H174V172H172L171 171ZM177 170V171H175V170ZM201 169V170H200ZM194 170H195V172H194ZM247 170V171H246ZM152 171V172H151ZM192 171H193V173H192ZM198 171V172H197ZM202 171H203V173H202ZM248 171H249V173H248ZM150 173V175H149V173ZM177 172V174H175ZM184 172V173H183ZM188 172H190V173H188ZM145 173H146V175L147 176H145ZM153 173V174H152ZM156 173H158V175L160 174L161 175V177L159 178V176L156 174ZM171 173L173 174H175L177 177H179V178H181V182H180V179L179 178H177L175 175H171ZM196 173H200V174H196ZM205 173H206V175H205ZM251 173V174H250ZM259 173V174H258ZM152 174V175H151ZM155 174V175H154ZM162 174H165V175H167V176H165L164 177V175H162ZM171 176H170V175ZM180 174V175H179ZM191 174V175H190ZM253 174V175H252ZM257 174V175H256ZM264 174V173H263ZM189 175V176H188ZM195 175V176H194ZM197 175V176H196ZM251 175L253 176V177H251ZM143 176H145L144 178L145 179H143ZM149 176V177H148ZM185 176V177H184ZM192 176H193V178H192ZM223 176V175H222ZM224 176V177H225ZM142 177V178H141ZM152 179H151V178ZM154 177H157L156 179H158L159 180V182H158V180H155V178ZM169 178V177H171V179L169 180H166L165 178ZM175 177H176V179H175ZM188 177V178H187ZM139 178H141V179H139ZM147 178H149V179H147ZM255 178V179H254ZM139 179V180H138ZM147 179V180H146ZM153 179L155 180L154 182H153ZM162 179V180H161ZM183 179V180H182ZM185 179V180H184ZM188 179V180H187ZM204 181H203V180ZM255 180L254 182L252 181V180ZM140 180H142L143 182L145 181V183H143V182H141ZM152 181V182H150V181ZM161 180V181H160ZM165 180V181H164ZM173 180H175L177 183L179 182V183H181V184H179L178 183V185H176V187H174L175 186V181H173ZM193 180V181H192ZM199 180H201V182L199 183ZM257 180V181H256ZM141 183H143V184H141ZM146 181H147V183H148V181H149V183L147 184L146 183ZM157 181V184L155 183ZM170 183H169V182ZM184 181V183H182ZM190 181L192 182V184L190 183ZM165 182H166V185H165ZM171 182L172 183H174V184H171ZM190 184H188V183ZM257 182V183H256ZM261 182V183H260ZM158 183L160 184V186H161V184H163V188H162V186H161V189H158V188H160V186H158ZM223 183V184H222ZM251 183V184H250ZM255 183V184H254ZM258 183H259V185H258ZM137 184V185H138ZM168 184V185H167ZM183 184H185V185H183ZM189 186H188V185ZM203 184V185H202ZM248 184H249V186H248ZM254 184V185H253ZM136 185V186H137ZM141 185V186H140ZM145 185H149V188L147 187V186H145ZM152 185H154V186H152L153 188H155L156 190H158V192L160 193H157V192H155L156 190L154 189V192H152L153 190L151 189L150 190V188H152L151 186ZM156 185V186H155ZM173 186V187H171V186ZM179 185H181V186H179ZM193 185V186H192ZM197 187H195V186ZM263 185V186H262ZM188 186V187H187ZM219 187H222V188H226V185L224 184V182H223V180L222 179H220L219 180V185H218ZM252 186V187H251ZM262 186V187H261ZM170 187V190L168 191V188ZM178 187V188H177ZM180 187V188H179ZM194 187V188H193ZM171 188H175V189H171ZM246 188V189H247ZM259 188H261L260 190H259ZM165 190V191H163L164 192V194L165 193H168L167 195H164L163 194V192H162V190ZM176 189H178V190H176ZM179 189H180V192H181V189L183 190L180 194L179 193H177V192H179ZM185 189V190H184ZM138 190H139V188H138ZM161 190V191H160ZM166 190H167V192H166ZM189 190V191H188ZM196 190V191H195ZM262 190V191H261ZM170 191H172V192H176V193H170ZM185 191V192H184ZM195 191V192H194ZM259 192V193H260ZM146 193H148V194H146ZM186 195H185V194ZM170 194V195H169ZM172 194H174L173 196H171ZM176 194V195H175ZM177 194H179V195H182V196H178ZM184 194V195H183ZM160 195V197H158ZM169 195V196H168ZM157 196V197H156ZM163 196V197H162ZM152 197V198H151ZM170 198V199H168V198ZM172 197H174L175 199H173ZM184 197V198H183ZM151 198V199H150ZM153 198H157V199H159V200H153ZM161 198V199H160ZM179 198H181V199H179ZM183 198V199H182ZM185 198H187L186 200H185ZM264 198V197H263ZM138 199H139V197H138ZM137 199V200H138ZM178 199H179V201H178ZM140 200V201H141ZM165 200V201H164ZM182 200V201H181ZM146 201V202H145ZM171 201V202H170ZM174 201H175V203H174ZM147 202H149V203H147ZM158 204H157V203ZM169 203V206H168V203ZM145 203V204H144ZM154 203H156V204H154ZM170 203H171V205H170ZM179 204V206H176V205H178ZM148 204V205H147ZM150 204V205H149ZM159 204H161V205H159ZM174 204V205H173ZM146 205V206H145ZM152 205V206H151ZM153 205H155V208H156V210H155V208L153 209ZM164 205V208L163 209H161L162 208V206ZM143 206H145L146 207V210H145V207L143 208ZM166 206V207H165ZM151 207H152V209H151ZM140 208H142V209H140ZM162 210V211H159L160 209ZM170 208V209H169ZM172 208H174V209H172ZM177 208V210H175ZM179 208V209H178ZM148 209V210H147ZM167 209V212L165 211ZM139 210H142V211H139ZM143 210H145L144 212H143ZM150 210V211H149ZM154 210V211H153ZM172 210H174V212L172 211ZM180 210V211H179ZM153 211V212H152ZM165 213H164V212ZM172 211V212H171ZM141 212V213H140ZM151 212L152 213H157V212H159V213H157V214H152V217H153V215H154V219L151 217ZM170 212V213H169ZM177 212V213H176ZM139 213V214H138ZM143 213V214H142ZM164 213V214H163ZM168 213V214H167ZM138 214V215H137ZM144 216L145 215V217H142V215ZM146 214H150L149 216L148 215H146ZM167 214V215H166ZM156 215V216H155ZM157 215H160V216H157ZM172 215V216H171ZM142 217V219H140L141 217ZM163 216H164V219H162L163 218ZM179 216V217H178ZM138 217H139V219H138ZM158 217H162L161 219L163 220H159V222H155L156 220H158L159 218ZM167 217L169 218L168 220H165V219H167ZM145 218V219H144ZM148 218H150L149 220H148ZM155 218H156V220H155ZM147 220V221H146ZM152 220H154V221H152ZM168 223V225H167V223L165 224L164 222L165 221ZM131 221V222H132ZM145 221H146V223H145ZM149 221H150V223H149ZM151 221H152V223H151ZM164 223H162V222ZM127 222H129L128 220H127ZM131 222H129V224H127V223H125L124 224V228H128L127 227V225H129V227H130V223ZM149 224H148V223ZM154 222V223H153ZM170 222V223H169ZM178 222V224H180V225H177L176 223ZM159 223V224H158ZM171 223H173V224H171ZM146 224H148V227L152 230H149L148 229V227H147V225ZM153 224H154V226H153ZM156 224H157V226H156ZM139 225V227H141ZM151 225V226H150ZM159 225H160V227H159ZM167 225V226H166ZM132 226V225H131ZM166 226V227H165ZM176 226V227H175ZM159 228L158 229V231H157V233H158V235H159V233H161L162 234V232H164L163 233V236L164 235H166V234H168V236L166 235L165 237H162V235H160L161 236V238L160 237H157V233H156V228ZM161 227L162 228H164V231H162L163 229H161ZM172 229H171V228ZM154 230H153V229ZM167 228V229H166ZM170 228V229H169ZM177 228V229H176ZM179 228V229H178ZM140 229H142V227L140 228ZM139 229V230H140ZM143 229H142V233H143ZM166 229V230H165ZM175 229V232L173 231ZM182 229V230H181ZM124 230H126V229H124ZM123 230V231H124ZM168 230L170 231V233L168 232ZM181 230V231H180ZM122 231V230H121ZM144 231V233L145 234H148L147 232H145ZM162 231V232H161ZM166 231V232H165ZM179 233H178V232ZM172 232V233H171ZM176 232L178 233V234H176ZM175 233V234H174ZM184 233H186L185 235H184ZM170 235V236H169ZM183 237H182V236ZM190 235L192 236V237H190ZM184 236H185V238H184ZM181 237H182V239H181ZM187 238V239H186ZM163 239V240H164ZM165 239V240H166ZM174 239V240H175ZM179 239V240H178ZM184 239V240H183ZM190 239V240H189ZM181 240H183V241H181ZM193 240V241H192ZM190 241H192V243L190 242ZM198 241H200V242H198ZM201 244H203V245H205V247L204 246H202ZM199 245H201V246H199ZM186 246H187V248H186ZM201 248H199V247ZM208 249H207V248ZM197 248H199V249H197ZM194 249H196V250H199L198 252H200V250H201V252L200 253H198L197 251H195ZM203 251V252H202ZM205 251V252H204ZM191 253V254H190ZM197 254V255H196ZM198 254H204V256L202 257L201 255H198ZM204 258V259H203ZM159 259V260H158ZM157 259V261H159L160 263H158V264H169V263H173V257L171 258V260L170 259H167L166 258V256H164V255H161L159 258ZM165 259V260H164ZM160 260H162V261H160ZM166 261V262H165ZM163 262V263H162Z\"/></svg>",
  "mask_w": 264,
  "mask_h": 264
},
{
  "label": "water",
  "instance_id": "95a60500",
  "mask_svg": "<svg viewBox=\"0 0 264 264\" xmlns=\"http://www.w3.org/2000/svg\"><path fill=\"white\" fill-rule=\"evenodd\" d=\"M90 48L95 49L93 53H88V48L69 58L65 56L49 60L34 75L20 80L14 87L7 88L10 90L0 93V126L7 122L15 128L22 122H34L47 127H60L71 122L78 125L76 127L81 135L90 136L96 139L98 144L105 146L101 151L103 154L98 153V164L90 163L92 169H85L82 180H90V184L96 186L112 184L118 187V191L107 200L115 203L113 206L114 210H117L116 218L122 222L128 204L137 191L134 175L128 174L129 164L134 162L141 169L144 167L134 158L114 151L124 150L121 148L126 145L130 146L133 135H140V153L142 150L154 153L166 145L177 146V141L180 148L189 146L184 143L185 140H180L178 132L172 129L173 120L167 104H163V95H156L155 91L152 95L155 102L152 105L148 102L146 107V115H150L131 123L136 132L130 135L121 134L114 125L117 120L123 118L122 113L129 107L133 96L135 98L136 89L144 88L146 73L137 64L125 58L122 64L126 66L121 64L118 72L124 74L125 78L128 76V81L123 80V83L108 86L105 98L102 90L107 86H101L104 81L98 74L106 69L112 71L117 56L105 47ZM75 69H88L87 71L96 73L98 78L90 80V83L81 80L88 86L83 90L78 89L75 84L77 81L73 78ZM9 109L14 111V115L7 114ZM88 145L91 147L93 143L89 142Z\"/></svg>",
  "mask_w": 264,
  "mask_h": 264
},
{
  "label": "clouds",
  "instance_id": "9594fccd",
  "mask_svg": "<svg viewBox=\"0 0 264 264\" xmlns=\"http://www.w3.org/2000/svg\"><path fill=\"white\" fill-rule=\"evenodd\" d=\"M147 2L165 30L166 41L160 45L168 57L164 64L182 77H195L190 83L193 89L224 92L249 57L257 60L259 74L264 77V32L233 39L217 26L209 25L205 10L214 7L215 0ZM261 4L264 5V0ZM8 86L0 72V93ZM7 114L14 115V111L9 109Z\"/></svg>",
  "mask_w": 264,
  "mask_h": 264
}]
</instances>
